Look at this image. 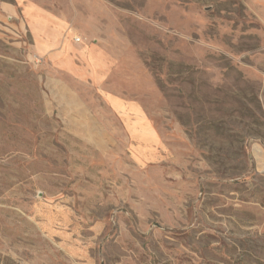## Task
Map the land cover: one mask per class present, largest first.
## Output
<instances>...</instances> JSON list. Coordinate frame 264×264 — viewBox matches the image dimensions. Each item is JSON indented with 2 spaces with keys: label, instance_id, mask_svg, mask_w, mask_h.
Masks as SVG:
<instances>
[{
  "label": "rangeland",
  "instance_id": "obj_1",
  "mask_svg": "<svg viewBox=\"0 0 264 264\" xmlns=\"http://www.w3.org/2000/svg\"><path fill=\"white\" fill-rule=\"evenodd\" d=\"M0 264H264V0H0Z\"/></svg>",
  "mask_w": 264,
  "mask_h": 264
},
{
  "label": "built area",
  "instance_id": "obj_2",
  "mask_svg": "<svg viewBox=\"0 0 264 264\" xmlns=\"http://www.w3.org/2000/svg\"><path fill=\"white\" fill-rule=\"evenodd\" d=\"M80 41V39L79 38H75V42H79Z\"/></svg>",
  "mask_w": 264,
  "mask_h": 264
}]
</instances>
